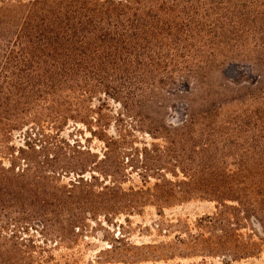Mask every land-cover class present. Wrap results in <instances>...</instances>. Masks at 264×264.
I'll list each match as a JSON object with an SVG mask.
<instances>
[{
	"label": "trees",
	"instance_id": "trees-1",
	"mask_svg": "<svg viewBox=\"0 0 264 264\" xmlns=\"http://www.w3.org/2000/svg\"><path fill=\"white\" fill-rule=\"evenodd\" d=\"M225 1L0 0V264H50L49 240L72 248L91 221L112 224L148 206L163 215L192 200L215 202L217 211L177 235L180 257L228 264L260 253L264 70L218 82L206 60L216 54L191 44L204 32L193 22ZM167 96L188 101L184 117L165 124ZM106 100L137 112L140 125L110 135ZM156 102L153 128L145 107ZM71 121L104 142L103 158L61 138ZM136 128L162 142L136 146ZM128 164L142 187H123Z\"/></svg>",
	"mask_w": 264,
	"mask_h": 264
},
{
	"label": "rangeland",
	"instance_id": "rangeland-1",
	"mask_svg": "<svg viewBox=\"0 0 264 264\" xmlns=\"http://www.w3.org/2000/svg\"><path fill=\"white\" fill-rule=\"evenodd\" d=\"M208 9L209 16L206 19L193 22L196 31L204 30L191 43L193 51L207 54V57L210 54H216L214 59L209 57L206 60L207 66L216 70L215 77L218 82H232L231 80L244 82V80L255 79L259 73L258 70H264V0H230L223 4L214 3ZM181 83L177 81L178 86ZM229 92L228 96L236 94L238 87L233 86ZM102 98L104 99V96ZM168 98L169 101H165L169 102L167 111L163 112L165 124L169 121L177 122L184 117L188 101L183 97L170 96ZM106 103L107 106L102 114L111 117L110 135L117 136L118 130L126 128L130 130L132 126L140 125V121L143 120L137 112L128 109L129 107L125 108L113 100H106ZM100 104V101H94V106L98 107ZM160 107L159 102L146 104L145 108H148L146 113L152 118L153 123L147 121L153 128L156 126L154 121L158 119ZM146 130L144 132L139 128L133 130L139 141L136 146L142 147L145 142L147 144L162 142L154 140ZM61 138L71 144L79 141L91 153L98 154L102 158L104 156L106 150L104 142L92 136L86 126L81 123L69 122L61 132ZM23 143V134L16 132L14 144L23 146ZM124 170L128 175L124 179V188L143 186V177L137 174L136 169L128 164ZM94 172L99 180L104 178L98 169ZM168 177L173 176L168 174ZM148 180L149 186L156 182L154 176ZM63 181L68 183L69 178L65 177ZM216 211L217 203L215 202L192 200L165 209L163 215H159L154 206H148L143 214L130 215L129 219L125 215L115 216L112 218V224L105 222L102 217L100 218L101 224L89 222L91 227L86 229L79 242L72 248H56L57 242L49 240L46 246L55 258L50 264H129L132 262L129 258L135 257L140 260L136 264H200L204 261L208 264H224L222 258L216 257L185 256L183 258L176 249L177 235L185 234L186 225L194 228L200 218L212 215ZM30 234L35 235L38 243L44 240V237L36 230H31ZM111 242H114L120 249L115 251L111 247ZM113 258L128 259L119 261ZM228 264H264V242L257 256L231 261Z\"/></svg>",
	"mask_w": 264,
	"mask_h": 264
}]
</instances>
